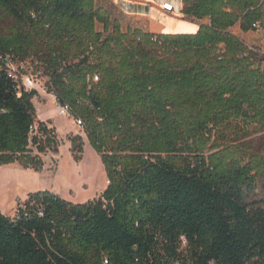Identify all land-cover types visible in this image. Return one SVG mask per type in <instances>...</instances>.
Masks as SVG:
<instances>
[{
    "label": "trees",
    "instance_id": "trees-1",
    "mask_svg": "<svg viewBox=\"0 0 264 264\" xmlns=\"http://www.w3.org/2000/svg\"><path fill=\"white\" fill-rule=\"evenodd\" d=\"M96 2L0 0V57L43 69L108 181L96 200L35 192L17 219L0 213V264H264V160L227 140L264 123V57L229 31L264 32V0H181L209 20L194 34L124 32ZM35 95L0 62V165L38 171L33 151L57 150Z\"/></svg>",
    "mask_w": 264,
    "mask_h": 264
},
{
    "label": "rangeland",
    "instance_id": "rangeland-1",
    "mask_svg": "<svg viewBox=\"0 0 264 264\" xmlns=\"http://www.w3.org/2000/svg\"><path fill=\"white\" fill-rule=\"evenodd\" d=\"M96 6L107 8L112 20L122 21L124 32L128 28L137 29L134 21L124 22L123 13L111 2L97 0ZM124 8L129 11L134 10L130 6H124ZM163 15L169 20L159 23L165 30H170L167 25H174V23L177 25L176 30L192 31L196 28L195 25L190 26L185 22L188 20L185 16ZM168 15L176 16L177 19ZM9 25V20L0 21V31H7ZM95 28L97 32H103L102 25L96 24ZM246 41L249 42V48L255 54L264 57L262 30L250 34L246 37ZM9 66L14 69V76L20 87L26 91L36 92L32 103L37 120L48 123L49 128H54L58 144L56 151H47L44 154L33 151L32 155L41 161L42 166L38 171L32 168L26 169L17 164L0 165V205L3 213L7 215L12 213V218L16 205L25 191L31 193L49 191L73 204L98 199L108 186L106 173L99 156L90 147L83 129L74 124L77 118L58 114L55 96L48 86L49 77L36 62L32 63L30 59L24 62L11 60ZM260 67L264 71V61L260 63ZM75 136L81 139L83 145L79 160H75L70 151L69 140ZM228 136L227 140L232 144H243L248 151L258 154L264 160V123L248 124L241 132L235 129L229 132ZM218 143L224 146L227 142L218 141ZM256 183V195L264 200V166L258 172Z\"/></svg>",
    "mask_w": 264,
    "mask_h": 264
},
{
    "label": "crops",
    "instance_id": "crops-1",
    "mask_svg": "<svg viewBox=\"0 0 264 264\" xmlns=\"http://www.w3.org/2000/svg\"><path fill=\"white\" fill-rule=\"evenodd\" d=\"M104 1L111 2L113 5L118 7V9L123 13L125 19L124 22H127L128 20L134 21L136 24L135 27L137 29L151 34H194L198 31L199 26L201 24H209L208 19L194 20V21L183 20L187 22L188 25L190 26L195 25L196 28L192 31L176 30L177 25L174 23V25H167L170 27V30H165L159 23L169 20L163 15L166 13L160 10L161 3L165 1H170L174 6L177 15L183 16L181 14V9H182L181 0H104ZM124 6H130L134 10L133 11L126 10ZM168 16L173 19H177L176 16H172V15H168ZM120 25L123 31L124 26L122 21H120ZM125 28H127V26H125ZM229 31L232 35H234L239 40H241L247 47H249V42L246 41V37H248L250 34L256 33V31L242 32L239 24H236L233 27H231ZM29 194H31V192L25 191L23 195H21V200L22 201L26 200ZM0 213L9 218H11L12 216V213L9 215L4 214L3 211L1 210V205H0Z\"/></svg>",
    "mask_w": 264,
    "mask_h": 264
},
{
    "label": "built area",
    "instance_id": "built-area-1",
    "mask_svg": "<svg viewBox=\"0 0 264 264\" xmlns=\"http://www.w3.org/2000/svg\"><path fill=\"white\" fill-rule=\"evenodd\" d=\"M160 10L166 14H175L177 15L176 13V10L173 6V4L170 2V1H165V2H162L161 5H160ZM254 29L256 32H261V28L258 24L256 25H253ZM219 52V51H218ZM3 61L5 62V66L8 70V73L11 77L15 78V74L13 73L14 72V69L10 68L9 64L11 63V58L9 57H5V58H2L0 57V62ZM55 98V97H54ZM56 101V99H55ZM57 103V102H56ZM57 111H58V114L59 115H65V116H71L70 113V108L67 106V105H60L57 103ZM74 124L80 128H82V123H81V120L79 119H76L74 120ZM25 201L26 200H19L17 205H16V208H15V213H14V216L12 218H18L20 215L22 214H25L26 212V206H25Z\"/></svg>",
    "mask_w": 264,
    "mask_h": 264
}]
</instances>
